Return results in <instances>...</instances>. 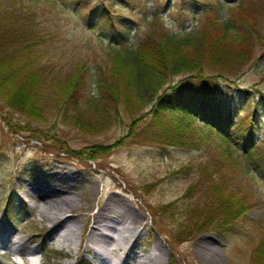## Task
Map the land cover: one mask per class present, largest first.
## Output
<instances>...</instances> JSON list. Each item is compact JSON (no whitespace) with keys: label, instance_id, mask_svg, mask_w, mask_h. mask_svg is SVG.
Returning <instances> with one entry per match:
<instances>
[{"label":"rangeland","instance_id":"obj_1","mask_svg":"<svg viewBox=\"0 0 264 264\" xmlns=\"http://www.w3.org/2000/svg\"><path fill=\"white\" fill-rule=\"evenodd\" d=\"M198 1L200 4L193 0H129L130 4L126 0H0V11L7 12L12 21L33 22L46 49L43 60L53 73L71 74L82 64L87 73L84 92L90 94L96 90L95 75L110 65L107 55L117 43L116 35H110L102 25L107 19L106 6L113 19H127L135 41L151 29L182 34L199 26L195 19L205 6L202 3L208 0ZM219 1L222 22L228 17V7L236 6L238 0ZM248 3L264 7V0ZM156 12L160 19L152 25L149 22ZM261 41H255L248 63L226 77L208 80L213 91L232 92L221 106L236 120L244 119L251 111L246 101H262L264 97ZM119 67L117 74L131 77L134 81L129 78V82L137 87L139 80L132 77L134 65ZM170 81L155 91L139 87L128 102L120 96L117 116L106 124L96 114L91 118H70L51 103L48 110L32 118L0 98V219L17 235L31 238V245L38 246L32 264H95L85 250V234L98 213L112 208L120 225L132 227L133 222H139L131 244L115 236L121 246L118 253L128 249V264H252L254 249L264 231V180L242 158L237 159L234 135L220 133L200 120L192 121V133L191 121L187 120L185 134L192 135L197 147L163 149L143 143L152 132L163 137L173 135L167 124L151 125L150 111L157 95L172 82L182 81L190 89H198L200 83L190 74L173 76ZM212 98L217 101L220 97L214 93ZM235 101L240 105H235ZM256 115L254 139L264 148L263 112ZM247 119L245 122L250 117ZM93 144L110 145V152L88 159L82 150ZM61 169L73 171L74 175L64 181L55 174ZM207 175L216 181L224 175L226 180L221 183L239 194L247 192L250 206L229 231L209 230L187 240L175 238L180 221H184L185 204L207 201ZM40 178L50 186L62 188L80 203L81 211L68 241H49L50 223L42 220L21 195L23 184ZM194 185L195 191L191 189L189 196L184 197L188 187ZM122 204L128 205L129 210L121 209ZM165 205H170L168 211L163 208ZM160 247L164 258H154ZM206 256L211 258L209 262ZM12 257L22 264L19 256ZM0 261L5 263V257L0 255Z\"/></svg>","mask_w":264,"mask_h":264},{"label":"trees","instance_id":"obj_2","mask_svg":"<svg viewBox=\"0 0 264 264\" xmlns=\"http://www.w3.org/2000/svg\"><path fill=\"white\" fill-rule=\"evenodd\" d=\"M193 1L200 4L198 0ZM249 1L238 0L236 6L228 7V17L222 22L220 1H205L207 3H202L205 6L195 19L200 27L192 26L182 34L151 29L135 41L132 40L127 19H113L106 6L107 19L102 25L110 35H116L117 43L110 47L111 53L107 55L110 65L105 70L100 68L95 75L93 84L96 90L90 94L84 92L87 73L82 64L77 65L71 74L53 73L43 60L46 49L33 22L12 21L7 12L0 11V98L32 118L48 110L51 103L70 118H91L96 114L102 119V124H106L117 116L122 100L120 96L128 102L139 87L155 91L171 82L173 76L190 74L200 81L198 89L187 88L182 81L172 82L157 95L150 111L151 125L167 124L173 135L163 137L152 132L143 143L157 144L163 149L168 146L197 147L198 144L191 139L192 135L186 136L185 124L187 120L191 121L190 131L194 133L192 121L200 120L220 133L234 135L238 147L235 149L237 159L242 158L248 168L251 166L264 180V148H260L254 139L256 113L262 111L264 116V97L262 101H246L251 111L245 114L244 119L236 120L221 106L225 99L232 96V92H215L208 82L210 77H226L248 63L256 40L261 39L264 45V7L257 3L249 4ZM126 2L130 4L129 0ZM159 19L160 14L156 12L149 23L153 25ZM127 63L134 65L132 77L138 78L137 87L129 82V78L134 81L131 77L117 74L119 66ZM214 93L220 97L217 101L211 99ZM234 104L240 105L238 101ZM247 117L250 119L245 122ZM109 147L93 144L84 148L82 153H86L88 159H96L108 154ZM204 178L208 199L185 204L184 221H180L175 238L187 240L209 230L217 233L229 231L250 206L247 192L239 194L221 183L226 180L224 175L218 177L220 181L208 175ZM195 188V185L189 186L184 197H188L189 191H195ZM163 208L168 211L170 205ZM252 264H264V231L254 249Z\"/></svg>","mask_w":264,"mask_h":264},{"label":"bare ground","instance_id":"obj_3","mask_svg":"<svg viewBox=\"0 0 264 264\" xmlns=\"http://www.w3.org/2000/svg\"><path fill=\"white\" fill-rule=\"evenodd\" d=\"M55 174L62 176L66 181L74 175V172L61 169ZM23 186L21 195L29 203L30 208L41 216L42 220L50 223L47 239L61 243L68 241L73 234L76 217L81 211L79 201L69 197L62 188L46 184L44 178L23 184ZM120 207L125 211L130 208L125 204ZM115 213V208L107 211L102 210L95 216L85 234L84 247L95 264H128L126 260L128 249L125 248L121 254L118 253L117 249H120L121 246L116 243L115 236L118 235L131 244L139 222H133L132 227L120 225ZM31 241V238L17 235L4 220L0 219V255L6 259L5 263L0 261V264H19L13 260V255L19 256L22 264H32L36 261L35 257L39 248L36 245H31ZM157 250L158 252L153 254L154 258L157 256L160 259L164 258L161 247ZM206 254L207 252H204V255ZM130 257L132 258L133 254ZM206 258L208 262L211 260L208 256Z\"/></svg>","mask_w":264,"mask_h":264}]
</instances>
